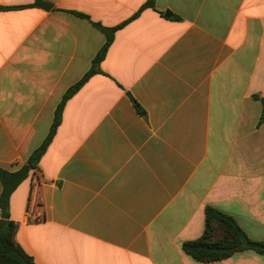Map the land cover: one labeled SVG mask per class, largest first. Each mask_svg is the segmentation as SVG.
Returning <instances> with one entry per match:
<instances>
[{"label":"crops","instance_id":"1","mask_svg":"<svg viewBox=\"0 0 264 264\" xmlns=\"http://www.w3.org/2000/svg\"><path fill=\"white\" fill-rule=\"evenodd\" d=\"M147 2L0 0L9 171L90 71L107 40L95 23L117 28L11 196L16 241L35 264H264L252 250L212 263L183 250L202 237L207 207L264 244V0Z\"/></svg>","mask_w":264,"mask_h":264},{"label":"trees","instance_id":"2","mask_svg":"<svg viewBox=\"0 0 264 264\" xmlns=\"http://www.w3.org/2000/svg\"><path fill=\"white\" fill-rule=\"evenodd\" d=\"M155 2L156 0H148L145 7H154ZM78 15L86 17L80 13ZM95 26L106 35V43L93 60L90 71L78 83L69 88L63 96L62 102L55 112L50 133L43 144L31 154L27 163L20 169L9 171L0 168V180L3 185L0 198V208L2 210V219L0 220V264H35L33 257L16 241L18 223L10 217V199L18 186L30 176L33 170L38 168L40 160L61 124L66 102L78 92L91 76L101 72L100 65L113 42L117 28H106L97 23H95ZM256 98L261 101L263 106L261 122L264 123V98ZM136 108L141 114H144L137 103ZM183 250L198 262L212 263L228 259L234 254L246 250L264 255V244L251 240L233 217L216 208L207 207L205 210V230L202 237L184 243Z\"/></svg>","mask_w":264,"mask_h":264},{"label":"water","instance_id":"3","mask_svg":"<svg viewBox=\"0 0 264 264\" xmlns=\"http://www.w3.org/2000/svg\"><path fill=\"white\" fill-rule=\"evenodd\" d=\"M51 6H52V5H50L49 3H46V4L44 5V8H45V9H49V8H51ZM165 15H166V17H170V16L172 15V13L168 10V11H166Z\"/></svg>","mask_w":264,"mask_h":264}]
</instances>
